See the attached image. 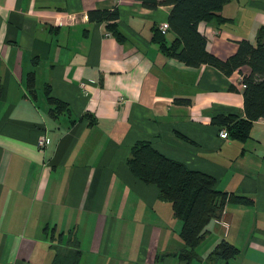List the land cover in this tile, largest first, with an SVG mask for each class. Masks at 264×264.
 I'll return each mask as SVG.
<instances>
[{
    "label": "crops",
    "instance_id": "obj_1",
    "mask_svg": "<svg viewBox=\"0 0 264 264\" xmlns=\"http://www.w3.org/2000/svg\"><path fill=\"white\" fill-rule=\"evenodd\" d=\"M113 9L122 41L88 19ZM169 10L143 0H0V264H51L60 233L63 247L78 241L77 264H264V116L244 141L219 137L229 123L214 120L245 118L250 69L226 75L165 54L153 33ZM221 14L231 25L200 24L210 53L226 59L238 40L257 43L264 0H230ZM46 85L68 105L56 117ZM138 140L251 200L226 205L189 261L180 236L158 248L162 211H172L126 165ZM223 240L238 249L227 262L212 254Z\"/></svg>",
    "mask_w": 264,
    "mask_h": 264
},
{
    "label": "trees",
    "instance_id": "obj_2",
    "mask_svg": "<svg viewBox=\"0 0 264 264\" xmlns=\"http://www.w3.org/2000/svg\"><path fill=\"white\" fill-rule=\"evenodd\" d=\"M229 1L143 0V4L150 8L159 5L170 6L167 23L169 32L174 35L172 42L166 44L158 28L153 33V39L160 43V48L165 54L183 61L190 67L209 64L226 75L242 66L249 67V73L243 74L241 79L245 118L238 119L230 115L214 118L219 123H229L228 135L244 141L249 137L252 122L264 116V30H259L256 44L247 39L238 40L235 53L226 59H220L207 50V38L200 30V24L211 21H215L219 26L231 25L230 20L221 14L222 7ZM88 19L95 22L105 21L107 30L118 41L123 40L124 37L117 28L116 9L91 10L88 12ZM26 87L34 93L32 72L27 75ZM50 91L46 85L45 94L52 105L49 112L51 116L56 117L67 110L68 105L65 101L51 96ZM87 116L88 114L84 115L85 118H88ZM37 147L44 149L38 145ZM126 165L135 178L153 185L157 189V197L170 204L173 218L180 221L179 236L185 246L178 255L184 261L193 258L195 249L208 236L209 222L212 219H220L226 205L251 203L246 196L221 189L214 176L162 154L148 140H138L131 145ZM61 236L62 233L53 246L54 256L51 264H77L81 256L78 241L73 236L71 240L69 236L67 245L63 247L62 243L60 244L62 241L59 242ZM237 251L234 245L223 240L214 248L212 254L227 262Z\"/></svg>",
    "mask_w": 264,
    "mask_h": 264
},
{
    "label": "rangeland",
    "instance_id": "obj_3",
    "mask_svg": "<svg viewBox=\"0 0 264 264\" xmlns=\"http://www.w3.org/2000/svg\"><path fill=\"white\" fill-rule=\"evenodd\" d=\"M168 205L170 206V204ZM165 214L166 212L162 211V216L163 219L166 220V223L162 224L163 231L158 244V248H160L162 244L165 246H173L179 239L180 221L173 218L171 212H168V214L166 215L167 219L165 218Z\"/></svg>",
    "mask_w": 264,
    "mask_h": 264
},
{
    "label": "built area",
    "instance_id": "obj_4",
    "mask_svg": "<svg viewBox=\"0 0 264 264\" xmlns=\"http://www.w3.org/2000/svg\"><path fill=\"white\" fill-rule=\"evenodd\" d=\"M159 32L161 34H165L167 32H169V26L167 22H162L157 26ZM120 99H122V97H120ZM219 137L225 139L228 137V132L222 128L219 130ZM37 145L41 148H45L48 145V141L45 138V135H40L38 140H37Z\"/></svg>",
    "mask_w": 264,
    "mask_h": 264
}]
</instances>
